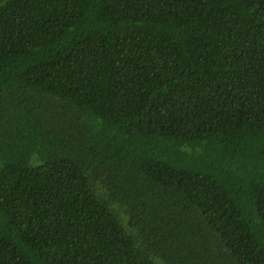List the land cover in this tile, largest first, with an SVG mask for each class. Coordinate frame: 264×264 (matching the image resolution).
I'll return each instance as SVG.
<instances>
[{
	"label": "trees",
	"instance_id": "16d2710c",
	"mask_svg": "<svg viewBox=\"0 0 264 264\" xmlns=\"http://www.w3.org/2000/svg\"><path fill=\"white\" fill-rule=\"evenodd\" d=\"M0 264H264V0H0Z\"/></svg>",
	"mask_w": 264,
	"mask_h": 264
}]
</instances>
